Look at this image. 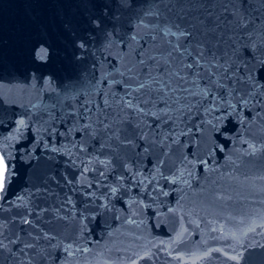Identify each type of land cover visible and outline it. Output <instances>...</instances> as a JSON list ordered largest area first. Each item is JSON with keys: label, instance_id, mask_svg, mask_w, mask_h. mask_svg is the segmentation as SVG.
<instances>
[{"label": "water", "instance_id": "water-1", "mask_svg": "<svg viewBox=\"0 0 264 264\" xmlns=\"http://www.w3.org/2000/svg\"><path fill=\"white\" fill-rule=\"evenodd\" d=\"M68 6L0 0V153L15 170L6 198L28 201L43 181L60 200H72L60 213L49 264H236L229 256L241 245L240 264H264V247L256 246L264 235H244L264 217V112L243 108L219 123L216 113L201 112L166 156L136 148L117 159L82 138V121L72 114L99 103L101 92H119L110 82L138 59V45L116 40L105 47L101 35L75 59L63 28ZM135 23L125 22L126 40ZM244 141L256 146L254 155Z\"/></svg>", "mask_w": 264, "mask_h": 264}, {"label": "snow or ice", "instance_id": "snow-or-ice-1", "mask_svg": "<svg viewBox=\"0 0 264 264\" xmlns=\"http://www.w3.org/2000/svg\"><path fill=\"white\" fill-rule=\"evenodd\" d=\"M64 14L70 16L63 28L78 50L73 53L77 60L101 35L108 41L105 47L116 40L129 48L138 45V59L124 72L117 70L120 79L110 82L119 85V92H101L99 103L82 104V112L72 114L74 121H82V138L96 140L117 159L121 150L136 148H159L166 156L165 149L178 143L176 137L201 112L216 113L218 123L243 108L264 112V0H69ZM132 19L135 34L126 40L127 34L120 32ZM38 56L46 60L47 49L41 47ZM244 143L247 154L254 155L256 146ZM5 155L0 153V264H49L50 249L59 247L53 233L71 197L60 200L41 181L28 201H10L7 189L15 170L9 169ZM257 227L264 228V217L259 224L253 220L244 235H264ZM241 249L233 248L235 254L229 256L236 264L246 250Z\"/></svg>", "mask_w": 264, "mask_h": 264}]
</instances>
